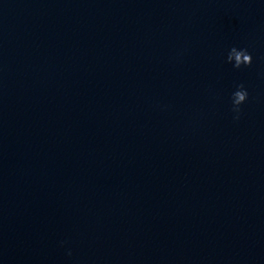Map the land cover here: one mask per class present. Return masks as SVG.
<instances>
[{"label": "clouds", "instance_id": "obj_1", "mask_svg": "<svg viewBox=\"0 0 264 264\" xmlns=\"http://www.w3.org/2000/svg\"><path fill=\"white\" fill-rule=\"evenodd\" d=\"M227 62L231 63L234 68L240 69L242 66H251L252 64V56L245 49H237L236 47H232L227 55ZM249 93L245 88L243 83L236 85V90L232 93V111L236 115L234 119H239L240 113L242 111L241 105L244 104L248 100ZM71 255V252L68 253Z\"/></svg>", "mask_w": 264, "mask_h": 264}]
</instances>
